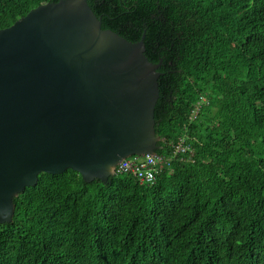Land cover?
Returning a JSON list of instances; mask_svg holds the SVG:
<instances>
[{
	"label": "trees",
	"instance_id": "1",
	"mask_svg": "<svg viewBox=\"0 0 264 264\" xmlns=\"http://www.w3.org/2000/svg\"><path fill=\"white\" fill-rule=\"evenodd\" d=\"M58 1L0 0V29ZM88 2L159 65L161 171L41 173L0 223V264H264V0Z\"/></svg>",
	"mask_w": 264,
	"mask_h": 264
},
{
	"label": "water",
	"instance_id": "2",
	"mask_svg": "<svg viewBox=\"0 0 264 264\" xmlns=\"http://www.w3.org/2000/svg\"><path fill=\"white\" fill-rule=\"evenodd\" d=\"M104 29L88 0L39 5L0 29V223L41 173L107 183L131 156L157 155L159 65Z\"/></svg>",
	"mask_w": 264,
	"mask_h": 264
},
{
	"label": "built area",
	"instance_id": "3",
	"mask_svg": "<svg viewBox=\"0 0 264 264\" xmlns=\"http://www.w3.org/2000/svg\"><path fill=\"white\" fill-rule=\"evenodd\" d=\"M204 102H206V98L201 97L200 105L197 108L198 110L195 111V114L199 111V108H201V105ZM184 143L185 140L183 139L177 143L176 153L183 154L191 152L190 150L192 149ZM163 160L162 156L153 154L134 156L133 158L128 157L116 166L115 174L133 175L146 184H153L157 180V176L161 171L158 165L159 163L161 164Z\"/></svg>",
	"mask_w": 264,
	"mask_h": 264
},
{
	"label": "rangeland",
	"instance_id": "4",
	"mask_svg": "<svg viewBox=\"0 0 264 264\" xmlns=\"http://www.w3.org/2000/svg\"><path fill=\"white\" fill-rule=\"evenodd\" d=\"M135 156V155H134ZM134 156H131V158H133Z\"/></svg>",
	"mask_w": 264,
	"mask_h": 264
}]
</instances>
